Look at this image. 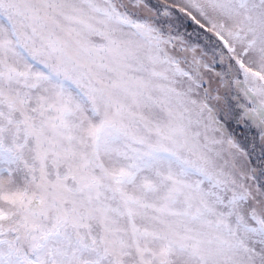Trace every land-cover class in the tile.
I'll return each mask as SVG.
<instances>
[{
	"label": "snow or ice",
	"instance_id": "6c2138e0",
	"mask_svg": "<svg viewBox=\"0 0 264 264\" xmlns=\"http://www.w3.org/2000/svg\"><path fill=\"white\" fill-rule=\"evenodd\" d=\"M0 264H264V0H0Z\"/></svg>",
	"mask_w": 264,
	"mask_h": 264
},
{
	"label": "rangeland",
	"instance_id": "374dc122",
	"mask_svg": "<svg viewBox=\"0 0 264 264\" xmlns=\"http://www.w3.org/2000/svg\"><path fill=\"white\" fill-rule=\"evenodd\" d=\"M193 27H194V26H190V27H189V31H192V28H193Z\"/></svg>",
	"mask_w": 264,
	"mask_h": 264
}]
</instances>
